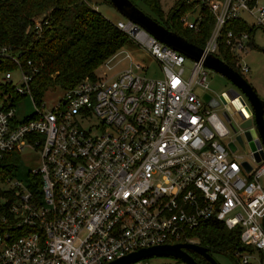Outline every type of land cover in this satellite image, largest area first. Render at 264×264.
I'll list each match as a JSON object with an SVG mask.
<instances>
[{"label":"built area","instance_id":"built-area-1","mask_svg":"<svg viewBox=\"0 0 264 264\" xmlns=\"http://www.w3.org/2000/svg\"><path fill=\"white\" fill-rule=\"evenodd\" d=\"M185 1L192 8L179 22L187 29L197 32L204 10L212 17L202 56L224 63L223 43L233 70L247 74L243 59L254 47L253 34L257 28L264 33V0ZM229 21L253 30L223 32ZM44 24L37 18L30 28L38 32ZM112 24L155 62L160 77L146 78L140 64L110 72L122 48L100 64L93 80L56 89L60 95L48 109L41 98L21 121L10 99L0 100V159L23 148L38 158L23 181L12 172L0 178V264H106L141 248L197 244L188 233L211 221L237 229L241 244L251 249L236 252L239 264H263L264 159L256 161L255 153L264 150L258 135L259 147L253 139L254 149L243 151L246 155L238 152L236 137L220 142L228 130L220 120L226 129L220 136L208 120L218 116L203 103L210 92L203 57L190 60L126 20ZM3 58L18 65L0 46ZM186 60L192 62L187 75ZM15 71L19 85L12 84L9 72L0 81L30 100L28 75ZM234 92L221 93L231 102L221 99L218 106L224 119L230 122L236 114L240 125L252 119V108ZM235 99L241 100L239 109ZM159 258L128 264H180Z\"/></svg>","mask_w":264,"mask_h":264},{"label":"trees","instance_id":"trees-1","mask_svg":"<svg viewBox=\"0 0 264 264\" xmlns=\"http://www.w3.org/2000/svg\"><path fill=\"white\" fill-rule=\"evenodd\" d=\"M102 1L109 5L106 0ZM128 2L196 47L203 46L213 28L212 17L206 10L197 32L180 24V17L192 8L185 0H176L167 12H163L157 0ZM37 18L45 21L38 32L30 28ZM230 29L253 30L237 21H229L223 32ZM127 44L132 45L111 22L93 10L87 0H0V46L8 48L18 62L15 65L9 59H0V80L3 73L20 68L29 77L27 91L33 105L39 103L45 92L66 90L84 78L93 80L100 64ZM219 56L229 68L235 69L233 57L223 43ZM4 96L12 103L22 97L13 93L11 83L0 81V100ZM18 163V153L2 157L0 178L14 172ZM188 234L211 255H225L233 264H239L236 252L248 250L241 244L238 230H228L220 222H207ZM191 256L196 264H208L196 254ZM168 259L180 263L177 259Z\"/></svg>","mask_w":264,"mask_h":264},{"label":"rangeland","instance_id":"rangeland-1","mask_svg":"<svg viewBox=\"0 0 264 264\" xmlns=\"http://www.w3.org/2000/svg\"><path fill=\"white\" fill-rule=\"evenodd\" d=\"M89 2L90 7L95 10L98 14H100L103 18H105L107 21L111 23H115L117 20L124 21V19L117 13L116 10H113L112 7L104 3L102 0H87ZM159 1V6L163 10V12H167L170 7L173 5V3L176 0H157ZM253 41H254V47L251 48L248 51L247 56L243 59V62L248 67L249 72L247 74H244L243 77L245 81L252 86L256 94L260 99H264V33L259 28H257L253 34ZM123 53L118 54L116 56V59L112 62L116 64L113 66L112 70L110 72H113L116 68L119 67H127L129 63L133 66L135 64H140L145 69V72L143 73L146 78H157L160 77L161 74L159 73V70H157V66L155 62L150 58L147 57L143 52H141L138 48H136L133 44H127L123 47ZM127 54L128 58H123V55ZM192 67V62L190 60H186L184 63V72L187 75ZM11 81L13 85H19V77L15 70H12L9 72ZM96 74H99V70L95 72ZM142 74V73H140ZM208 83L210 92L207 94V98L205 99L206 103L211 102V94L213 96L218 97L220 93H228L231 90L237 91L238 89L234 87L232 84H230L229 81H227L223 76H221L217 72L209 71L208 73ZM60 92L56 89L52 90V92H45L43 95V103L44 108L48 109L50 105L55 101L58 97ZM204 100V99H203ZM41 101V99H40ZM39 101V103H40ZM39 103L36 105H31L29 97L27 95L22 96L18 101L13 102V110H14V117L17 121H21V119L31 115L34 112V109H37L39 106ZM221 104V102H219ZM222 105V104H221ZM215 113H217L218 119L222 121L224 126L228 130V136L220 139L221 143H225L229 138L236 137V134L232 131V128L230 126V122L234 123L236 127H239V119L236 114H232L229 116V121L225 120L221 114V106L215 109ZM247 137L246 133L242 132L241 135H243V143L245 147L246 153H250V150L252 149L251 142L254 139L256 142V135H254L253 131L250 129L247 130ZM246 132V131H245ZM237 141V140H236ZM237 144H239L237 142ZM258 145V143L256 142ZM238 152L242 153L244 155L245 152L238 147ZM19 155V163L17 164L15 171L11 173L12 178L17 179L19 181H23L25 178V172L29 171L31 169H35L38 166V158L35 152L28 148H23L21 152L18 153ZM255 155L258 157V160L264 159L263 151H258L255 153ZM213 259L217 264H233V262L222 254H213ZM162 261H166L163 258H159ZM157 260V259H155ZM155 260H152L154 262ZM264 264V261H263Z\"/></svg>","mask_w":264,"mask_h":264},{"label":"water","instance_id":"water-1","mask_svg":"<svg viewBox=\"0 0 264 264\" xmlns=\"http://www.w3.org/2000/svg\"><path fill=\"white\" fill-rule=\"evenodd\" d=\"M106 1L108 2L109 6L112 7L113 10H116L124 20L138 25L147 34L153 37L156 41H159L161 44L172 48L177 53L186 56L188 59L196 62H198V60L203 57L202 49L200 47L194 46L183 37H180L164 28L162 25L157 24L149 16H146L143 12L137 9L132 3H129L128 0ZM203 65L210 71L219 73L243 94L247 103H249L252 108V119L249 118V120H245L240 123L239 128L242 129L247 135V129H249L252 123H254V128H250V130L253 131L254 135H258L259 142L263 146L264 150V99H260L252 86H250L237 71L229 68L218 57L210 55L204 56ZM229 93L233 96H236L234 90L229 91ZM206 98L207 95H203V99L205 100ZM228 108L230 111L231 108ZM225 119H228L226 115ZM208 120L213 126L216 133H218V135L223 136L226 134V129L222 126L220 120H218L217 117L212 115L208 118ZM230 126L232 128V131L236 133L238 127H236L234 124H231ZM242 137L243 135L237 134L236 140L243 151H245ZM247 137H249V135H247ZM259 142H257L258 145L255 142V145L257 147H259ZM228 146L231 151L235 149V146L233 144H229ZM251 146L252 149H254V144L252 142ZM255 157L257 156L255 155ZM256 159L258 160V157ZM244 166L248 170H250V168L246 164H244ZM189 252H193L199 255L208 264H217L213 257L209 254L208 250L202 248L198 244L189 242L141 248L137 251L126 254L121 258L106 262V264H128L134 261H138L139 259H147L153 257L174 258L179 260L182 264H196Z\"/></svg>","mask_w":264,"mask_h":264},{"label":"flooded vegetation","instance_id":"flooded-vegetation-1","mask_svg":"<svg viewBox=\"0 0 264 264\" xmlns=\"http://www.w3.org/2000/svg\"><path fill=\"white\" fill-rule=\"evenodd\" d=\"M208 93H206V95H207ZM221 94V93H220ZM220 94H219V96L218 97H216V96H213L212 94H211V97H210V99L212 100L211 101V104L212 105H210V103H206V101L205 100H203V103L205 104V106H208V107H211L212 106V108H214V111H215V109L216 108H218L219 106V102H221V99H224L225 101H228V98L226 97V96H220ZM230 101V100H229ZM219 103V104H218ZM217 114V113H216ZM221 114H222V110H221ZM189 254L190 255H192V254H195V253H193V252H189ZM210 254V253H209ZM197 255V254H196ZM211 255V254H210ZM199 256V255H198ZM212 256V255H211ZM202 258V257H201ZM203 259V258H202ZM204 260V259H203ZM180 264H182L181 262H180Z\"/></svg>","mask_w":264,"mask_h":264},{"label":"bare ground","instance_id":"bare-ground-1","mask_svg":"<svg viewBox=\"0 0 264 264\" xmlns=\"http://www.w3.org/2000/svg\"><path fill=\"white\" fill-rule=\"evenodd\" d=\"M225 102H226V103H229V102H231V101L228 100V101H225ZM232 103H234V105H235V107H236L237 109H239L240 106L242 105L240 99L232 100ZM243 113H244L245 116H248V112H247L246 110H244V109H243Z\"/></svg>","mask_w":264,"mask_h":264},{"label":"crops","instance_id":"crops-1","mask_svg":"<svg viewBox=\"0 0 264 264\" xmlns=\"http://www.w3.org/2000/svg\"><path fill=\"white\" fill-rule=\"evenodd\" d=\"M125 67H126V66H125ZM125 67L123 66V67L116 68L112 73H117V71L122 70V69L125 68Z\"/></svg>","mask_w":264,"mask_h":264}]
</instances>
